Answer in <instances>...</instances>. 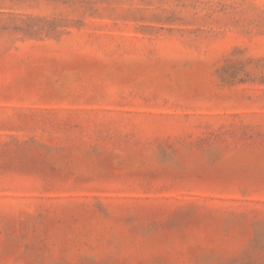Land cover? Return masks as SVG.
<instances>
[{"label": "rangeland", "instance_id": "1", "mask_svg": "<svg viewBox=\"0 0 264 264\" xmlns=\"http://www.w3.org/2000/svg\"><path fill=\"white\" fill-rule=\"evenodd\" d=\"M0 264H264V0H0Z\"/></svg>", "mask_w": 264, "mask_h": 264}]
</instances>
